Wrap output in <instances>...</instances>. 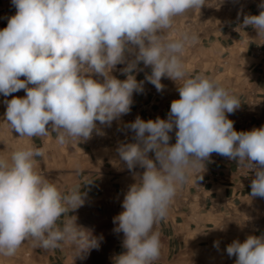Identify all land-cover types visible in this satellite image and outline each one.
Segmentation results:
<instances>
[{"label":"clouds","instance_id":"9594fccd","mask_svg":"<svg viewBox=\"0 0 264 264\" xmlns=\"http://www.w3.org/2000/svg\"><path fill=\"white\" fill-rule=\"evenodd\" d=\"M11 3L16 13L0 30V94L26 92L25 97L4 101L6 121L20 138L56 132L57 142L65 144L87 141L94 130L101 134L96 122L110 127L130 113L133 93L144 91V81L131 74L140 62L151 67L145 80L158 92L165 87L162 77L179 83V99L171 102L167 119L145 121L137 116L126 125L136 142L117 148L130 171L137 165L145 171L134 173L136 182L124 195V211L113 218V231L123 232L127 249L112 257L113 264H154L160 258L157 225L166 218L177 186L191 172L204 171L212 153L254 171L250 195L264 198V126L236 131L226 114L240 108L239 98L213 78L192 75L183 63L185 48L198 44L200 37L187 31L179 39L167 35L176 17L200 9L205 0ZM259 7L264 9V3ZM248 26L264 36V10L244 15L240 28ZM126 51L134 52L135 58L122 69L127 78L120 80L111 73L125 63ZM174 128L176 142L170 145ZM149 152L155 153V160ZM43 156L42 148L25 147L14 150L10 158L0 157V255L14 256L28 240L45 250L65 244L78 254L99 250L103 236L80 228L76 216H69L62 226L57 223L81 207L86 194L81 186L65 194L50 183L37 171L36 157ZM202 173L197 180L203 179ZM226 252L236 257L235 264H264V236L234 240Z\"/></svg>","mask_w":264,"mask_h":264},{"label":"crops","instance_id":"0c3cea01","mask_svg":"<svg viewBox=\"0 0 264 264\" xmlns=\"http://www.w3.org/2000/svg\"><path fill=\"white\" fill-rule=\"evenodd\" d=\"M262 3L264 0H205L200 9L176 17L167 33L170 39H179L186 31L200 37L198 44L185 48L183 63L192 75L213 78L239 98L240 108L226 114L238 132L264 126V36L258 37L251 26L240 28L244 15H259L264 10L259 7ZM15 13L11 0H0V30ZM134 58V52L126 51L125 63L118 64L111 74L126 79L122 69ZM131 74L138 82L144 81V91L133 93L130 113L114 120L110 127L97 121L101 134L94 130L87 141L68 140L65 144L57 142L56 132L29 138L31 147L42 148L46 153L76 151L82 155V167L74 174L73 185L61 192L68 194L81 186V192L86 194L83 204H92L107 194L124 211L122 202L129 186L136 182L134 173L145 171L139 165L130 171L120 160L118 146L136 142L135 133L126 125L137 116L145 121L167 119L171 102L179 99V83L162 77L165 87L158 92L145 80L146 74H151L150 66L140 62ZM93 78L103 80L95 75ZM48 127L51 131V125ZM175 131L174 128L169 133L170 145L176 142ZM148 156L155 160L154 152ZM204 164V171L201 168L191 172L187 181L177 186L166 218L157 225L162 250L154 264H235L236 257H229L226 252L229 244L234 240L244 242L249 235L264 236V198L250 195L255 172L216 153ZM201 173L203 179L197 180ZM80 215L79 207L65 213L57 223L62 226L69 216ZM77 225L86 232L95 229ZM124 239L123 232H114V240L105 237L99 250L93 249L92 253L78 254L67 244L49 250L33 244V248L41 250L43 264H113L112 257L127 251ZM214 242H218V247H214Z\"/></svg>","mask_w":264,"mask_h":264},{"label":"rangeland","instance_id":"374dc122","mask_svg":"<svg viewBox=\"0 0 264 264\" xmlns=\"http://www.w3.org/2000/svg\"><path fill=\"white\" fill-rule=\"evenodd\" d=\"M25 79V77H20ZM32 87V85H29ZM25 90H19L8 97L0 94V157L10 158L14 150L31 147L28 137H19L14 129L11 130L8 125L5 112V100H10L13 97H25ZM37 171L41 172L50 183L57 186L59 190L70 188L73 183L74 174L82 167V155L76 151L46 153L44 156L36 157ZM122 210L116 207L114 199L106 194L98 201L92 204H83L80 207V216H77L76 223L92 226L95 229L91 233L93 236L110 237L114 240V225L113 218L119 215ZM91 213V215H90ZM31 240L25 241L17 250L16 254L11 257L0 255V264H43V255L41 250L33 248ZM89 252H93V249Z\"/></svg>","mask_w":264,"mask_h":264}]
</instances>
